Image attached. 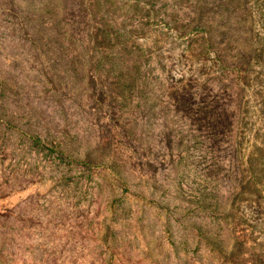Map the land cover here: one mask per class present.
I'll list each match as a JSON object with an SVG mask.
<instances>
[{
	"label": "rangeland",
	"instance_id": "374dc122",
	"mask_svg": "<svg viewBox=\"0 0 264 264\" xmlns=\"http://www.w3.org/2000/svg\"><path fill=\"white\" fill-rule=\"evenodd\" d=\"M0 264H264V0H0Z\"/></svg>",
	"mask_w": 264,
	"mask_h": 264
}]
</instances>
